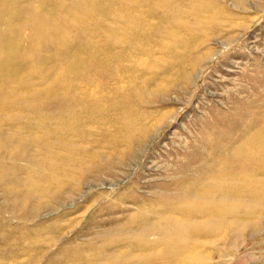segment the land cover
<instances>
[{
	"label": "rangeland",
	"instance_id": "rangeland-1",
	"mask_svg": "<svg viewBox=\"0 0 264 264\" xmlns=\"http://www.w3.org/2000/svg\"><path fill=\"white\" fill-rule=\"evenodd\" d=\"M5 1L0 264H264V0Z\"/></svg>",
	"mask_w": 264,
	"mask_h": 264
},
{
	"label": "bare ground",
	"instance_id": "bare-ground-1",
	"mask_svg": "<svg viewBox=\"0 0 264 264\" xmlns=\"http://www.w3.org/2000/svg\"><path fill=\"white\" fill-rule=\"evenodd\" d=\"M34 0H30V1H26V2H24L25 4H28V7H27V9H26V11H25V13L27 14H29V15H36V13H37V7H34V3H36V0H35V2H33ZM3 3V2H2ZM3 6H4V10L3 9H1L0 10V21H1V24H3V16L5 15V12L7 11V10H13V9H15V10H13L14 11V13L12 14V16H11V18L7 21V24H9V25H11L12 27H16V29L18 28V27H20V25H21V16H22V14L24 13V12H22V7H19L18 9L17 8H14L13 7V5H12V3L11 2H4L3 3ZM45 8H46V10H47V13H51V9H50V6H48V5H45ZM3 11V12H2ZM19 14V15H18ZM33 22V21H32ZM41 22L38 20V19H36L35 18V20H34V22L32 23V25H31V34H33L35 37L38 35V29L40 30L41 29ZM18 30V29H17ZM18 34H20V31L18 30L17 31V33H14V34H12L13 36L11 37V41L13 42V39L14 38H16V36L18 35ZM20 36V35H19ZM35 37H34V39H35ZM7 40V39H6ZM4 42V41H3ZM4 44H5V42H4ZM3 48L0 46V65H1V67L3 66L4 67V65L6 64L5 63V61H4V53H3ZM4 61V62H3ZM6 66V65H5ZM5 68V67H4ZM256 164H258V162L256 163ZM238 170H239V173H242V174H244L245 173V171L247 170V164L245 163V162H243V164H240L239 166H238ZM236 174V173H235ZM234 176V175H233ZM238 176L240 177L241 176V174H238ZM237 177V176H236ZM234 178V177H233ZM256 179V178H255ZM215 190V189H214ZM210 192H212L211 190H210ZM216 192V191H215ZM237 194H242V193H237ZM211 195H213V194H211ZM238 196H240V195H238ZM215 197H216V195H215ZM224 197H226V196H224ZM209 198L210 199H212V197H210L209 196ZM214 198V197H213ZM225 199V198H224ZM217 199H214V201H216ZM205 201H207L206 199H205ZM213 201V200H212ZM219 201H220V199H219ZM222 202V201H221ZM215 203H217V201L215 202ZM218 204H219V202H218ZM217 204V205H218ZM216 205V206H217ZM220 205V204H219ZM221 205H222V203H221ZM220 205V206H221ZM204 206V207H203ZM203 206H201V208L203 207V209H201V210H198V212L197 211H192L191 213H188V219L189 220H191L193 223H194V220H198V219H204V218H222V219H224L225 217H224V214L226 213V211H224V210H222L221 212H218V211H220V209H219V206H215L214 205V203L212 204V202H211V204H203ZM190 212V211H189ZM218 212V213H217ZM227 215V214H226ZM227 218H229V217H227ZM187 219V220H188ZM225 220V219H224ZM200 222H202V221H200ZM226 222H227V219H226ZM186 223H188V224H190V222H186ZM195 223H196V221H195ZM198 223H199V221H198ZM204 223V222H203ZM201 224V223H200ZM224 224V223H223ZM226 224V223H225ZM190 226H193L195 229H194V234H198L199 236H206V235H209V234H212V232H214L213 230L212 231H208V229L206 230V229H204L203 227H201V226H199L198 224H196V225H190ZM206 227V226H205ZM187 228V227H186ZM210 230V229H209ZM225 232V231H224ZM190 233V232H189ZM223 233V232H222ZM182 234V233H181ZM193 234V235H194ZM183 235V234H182ZM187 235V234H186ZM186 235H184L185 237H188V236H186ZM220 236V235H219ZM204 238V237H203ZM212 238V237H211ZM205 239H207V238H205ZM213 239V238H212ZM198 241V240H197ZM194 252H195V246L193 247H189L188 249H187V251H185V253H184V256L182 257V259H181V262L182 261H185V260H187L188 258H190V260H191V256H193L194 255ZM184 259V260H183Z\"/></svg>",
	"mask_w": 264,
	"mask_h": 264
}]
</instances>
